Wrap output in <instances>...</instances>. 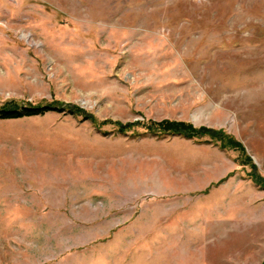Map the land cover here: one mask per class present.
<instances>
[{
  "label": "rangeland",
  "instance_id": "obj_1",
  "mask_svg": "<svg viewBox=\"0 0 264 264\" xmlns=\"http://www.w3.org/2000/svg\"><path fill=\"white\" fill-rule=\"evenodd\" d=\"M53 101L0 119V264H264V0H0V108Z\"/></svg>",
  "mask_w": 264,
  "mask_h": 264
},
{
  "label": "trees",
  "instance_id": "obj_2",
  "mask_svg": "<svg viewBox=\"0 0 264 264\" xmlns=\"http://www.w3.org/2000/svg\"><path fill=\"white\" fill-rule=\"evenodd\" d=\"M54 111H69L73 114H79L78 112H73L69 106H63L62 104L53 101L52 104L46 106H20V107H3L0 108V119H9V118H20L24 116H33L38 114H43L45 111L48 110ZM90 119L93 124L99 125L93 117H87ZM150 133L154 135L160 134H172V135H182L186 138H196L198 137L192 130H187L182 123H174V122H162L160 124H155V127H150L148 129ZM126 129L123 127L118 128V132H125ZM212 141V140H211ZM219 145L220 148L225 149V146L221 142L213 141ZM252 176V175H251ZM252 180L254 183L261 188H264V184H260L261 181L255 175L252 176Z\"/></svg>",
  "mask_w": 264,
  "mask_h": 264
}]
</instances>
